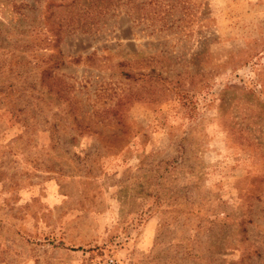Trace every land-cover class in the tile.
Segmentation results:
<instances>
[{
    "label": "rangeland",
    "instance_id": "obj_1",
    "mask_svg": "<svg viewBox=\"0 0 264 264\" xmlns=\"http://www.w3.org/2000/svg\"><path fill=\"white\" fill-rule=\"evenodd\" d=\"M0 264H264V0H0Z\"/></svg>",
    "mask_w": 264,
    "mask_h": 264
}]
</instances>
